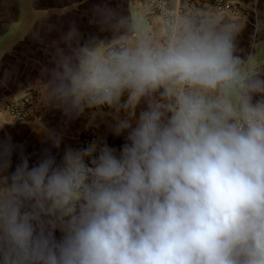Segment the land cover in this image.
<instances>
[{
  "label": "clouds",
  "instance_id": "obj_1",
  "mask_svg": "<svg viewBox=\"0 0 264 264\" xmlns=\"http://www.w3.org/2000/svg\"><path fill=\"white\" fill-rule=\"evenodd\" d=\"M237 35L177 18L163 44L57 59L43 102L104 132L0 136V264H264V79Z\"/></svg>",
  "mask_w": 264,
  "mask_h": 264
},
{
  "label": "crops",
  "instance_id": "obj_2",
  "mask_svg": "<svg viewBox=\"0 0 264 264\" xmlns=\"http://www.w3.org/2000/svg\"><path fill=\"white\" fill-rule=\"evenodd\" d=\"M139 1L0 0V136L10 135L27 151L39 152L52 131L63 134L65 145H71L72 138L88 127L102 134L101 118L91 122L88 110L80 120L68 122L46 106L42 96L47 69L61 57H70L73 64L84 56L104 57L108 46L123 40L130 46L159 45L160 20L145 18ZM214 1L171 0L170 6L183 7L198 26L220 30L237 25L235 55L241 61L240 73L246 80L264 79V0H226L240 8L237 18L216 12ZM28 91L35 92L42 105L41 123H17L3 111L6 102ZM156 99L163 102L159 95ZM108 141L117 147L122 143L110 135Z\"/></svg>",
  "mask_w": 264,
  "mask_h": 264
},
{
  "label": "built area",
  "instance_id": "obj_3",
  "mask_svg": "<svg viewBox=\"0 0 264 264\" xmlns=\"http://www.w3.org/2000/svg\"><path fill=\"white\" fill-rule=\"evenodd\" d=\"M171 0H140L139 8L143 16L147 19L158 18L160 20L163 33L160 38V44L166 41L170 24L177 18H188L189 13L181 6L172 8ZM213 8L218 13H223L237 18L241 16L240 8L226 0H215ZM126 41H119L107 47L106 52L112 48H116ZM42 105L39 103L35 92L28 91L21 98L15 101H8L3 106L5 114L14 122L21 124L41 123L43 119ZM97 136L93 127H88L77 133L71 141V146H81L85 142L92 140Z\"/></svg>",
  "mask_w": 264,
  "mask_h": 264
}]
</instances>
